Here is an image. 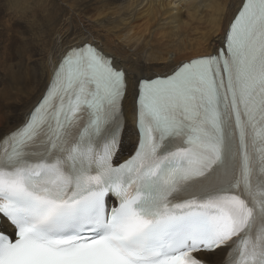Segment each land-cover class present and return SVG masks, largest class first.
Returning <instances> with one entry per match:
<instances>
[{
    "label": "snow or ice",
    "instance_id": "1",
    "mask_svg": "<svg viewBox=\"0 0 264 264\" xmlns=\"http://www.w3.org/2000/svg\"><path fill=\"white\" fill-rule=\"evenodd\" d=\"M6 85L0 84V89ZM87 41L0 134V264H264V0L136 82Z\"/></svg>",
    "mask_w": 264,
    "mask_h": 264
},
{
    "label": "bare ground",
    "instance_id": "2",
    "mask_svg": "<svg viewBox=\"0 0 264 264\" xmlns=\"http://www.w3.org/2000/svg\"><path fill=\"white\" fill-rule=\"evenodd\" d=\"M239 0H0V134L35 104L54 59L85 41L124 68L130 81L125 102L132 132L136 82L169 72L181 61L221 43L226 17ZM122 152V151H121ZM125 152V151H124ZM125 154V153H124ZM125 154V155H126ZM121 156V161L126 158ZM215 264V260H213Z\"/></svg>",
    "mask_w": 264,
    "mask_h": 264
},
{
    "label": "rangeland",
    "instance_id": "3",
    "mask_svg": "<svg viewBox=\"0 0 264 264\" xmlns=\"http://www.w3.org/2000/svg\"><path fill=\"white\" fill-rule=\"evenodd\" d=\"M132 147H133V145H132ZM132 147H131V149H132ZM124 151H125V152H124ZM120 153H121V152H120ZM124 153L126 154V153H128V151H127V150H124V149L122 148V156H123V157H125V156L127 155V154L125 155Z\"/></svg>",
    "mask_w": 264,
    "mask_h": 264
}]
</instances>
